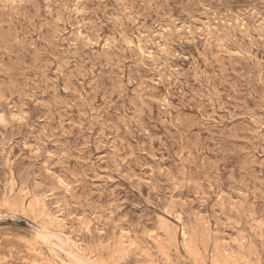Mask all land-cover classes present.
<instances>
[{
    "label": "rangeland",
    "instance_id": "1",
    "mask_svg": "<svg viewBox=\"0 0 264 264\" xmlns=\"http://www.w3.org/2000/svg\"><path fill=\"white\" fill-rule=\"evenodd\" d=\"M1 8L0 264H264V0Z\"/></svg>",
    "mask_w": 264,
    "mask_h": 264
},
{
    "label": "bare ground",
    "instance_id": "2",
    "mask_svg": "<svg viewBox=\"0 0 264 264\" xmlns=\"http://www.w3.org/2000/svg\"><path fill=\"white\" fill-rule=\"evenodd\" d=\"M3 1H5V0H3ZM10 1V0H9ZM13 0H11V2H12ZM32 1V0H31ZM51 1V0H50ZM7 2V1H6ZM19 2V1H18ZM35 4V3H34ZM56 4V3H55ZM66 4V3H65ZM7 5V4H6ZM11 5V4H10ZM17 5V3L14 5V6H16ZM22 5V4H21ZM26 5V4H25ZM48 5V4H47ZM46 5V6H47ZM51 5V4H50ZM34 6V5H33ZM32 6V7H33ZM60 6V5H59ZM35 7V6H34ZM52 7V6H51ZM63 6H61V9H63L62 8ZM149 7V6H148ZM31 8V7H30ZM36 8V7H35ZM49 8V7H48ZM3 8H1L0 10H2ZM149 10V9H148ZM155 10V9H154ZM15 11V10H14ZM41 11V10H40ZM156 11V10H155ZM6 12H7V10H6ZM16 12H18L17 11V9H16ZM20 12V11H19ZM42 12V11H41ZM152 12V11H151ZM11 13H13V12H11ZM24 13V12H23ZM40 13V12H39ZM43 13V12H42ZM44 13H46L45 11H44ZM20 14V13H19ZM12 15V14H11ZM27 15V14H26ZM25 15V16H26ZM45 15V14H44ZM55 15V14H54ZM16 16V15H15ZM28 16V15H27ZM33 16V15H32ZM47 16V15H46ZM49 16V15H48ZM58 16V15H57ZM13 17H14V15H13ZM34 17V16H33ZM3 18V17H2ZM16 18V17H15ZM27 18V17H26ZM29 18V17H28ZM47 18V17H46ZM154 18V17H153ZM42 19V18H41ZM48 19V18H47ZM58 19V18H57ZM3 20V19H2ZM10 20V19H9ZM24 20V19H23ZM28 20V19H27ZM63 20H64V18H63ZM46 21V20H45ZM5 22V21H4ZM12 22H13V20H12ZM59 22V21H58ZM55 23V22H54ZM121 23V22H120ZM6 24V23H5ZM43 24V23H42ZM7 25V24H6ZM40 25V24H39ZM49 25V24H48ZM63 25V24H62ZM124 25V24H123ZM21 26V25H20ZM255 26V25H254ZM44 27V26H43ZM121 27V26H120ZM20 28H22V27H20ZM47 28V27H46ZM64 28V27H63ZM15 30V29H14ZM39 30H41V29H39ZM39 30H38V32H39ZM55 30V29H54ZM233 31V30H232ZM1 32V31H0ZM41 32V31H40ZM31 33V32H30ZM36 33V32H35ZM255 33H256V31H255ZM254 33V34H255ZM41 34V33H40ZM56 34V33H55ZM54 34V35H55ZM225 34V33H224ZM227 34V33H226ZM225 34V35H226ZM246 34H247V32H246ZM249 34V33H248ZM52 35V34H51ZM229 35H230V32H229ZM228 35V36H229ZM238 35V34H237ZM5 36V35H4ZM28 36V35H27ZM227 36V35H226ZM262 36V35H261ZM12 37V36H11ZM29 37V36H28ZM231 37V36H230ZM239 37H241V36H239ZM249 37V36H248ZM52 38V37H51ZM7 39V38H6ZM24 39V38H23ZM37 39V38H36ZM45 39V38H44ZM238 39V38H237ZM255 39V38H254ZM261 39V38H260ZM233 40V39H232ZM235 40V39H234ZM45 41V40H44ZM48 41V40H47ZM210 41V40H209ZM53 42V41H52ZM251 42V41H250ZM253 42V41H252ZM257 42V41H256ZM262 42V41H261ZM244 43V42H243ZM242 43V44H243ZM13 44V43H12ZM17 44V43H16ZM64 44V43H63ZM70 44V43H69ZM232 44V43H231ZM230 44V45H231ZM237 44V43H236ZM257 44V43H256ZM11 45V44H10ZM200 45V44H199ZM250 45V44H249ZM259 45V44H258ZM21 46V45H20ZM24 46V45H23ZM27 46V45H26ZM54 46V45H53ZM202 46H204V45H202ZM252 46H254V44L252 45ZM264 46V45H263ZM12 47V46H11ZM192 47V46H191ZM196 47V46H195ZM213 47V46H212ZM249 47V46H248ZM247 47V48H248ZM261 47H262V45H261ZM22 48V47H21ZM34 48H36L35 46H34ZM197 48V47H196ZM218 48V47H217ZM11 49V48H10ZM25 49V48H24ZM215 49V48H214ZM264 49V48H263ZM36 50V49H35ZM83 50V49H82ZM81 50V51H82ZM91 50V49H90ZM216 50V49H215ZM42 51V50H41ZM88 51H89V49H88ZM218 51V50H217ZM234 51V50H233ZM261 51V50H260ZM15 52H16V50H15ZM18 52V51H17ZM16 52V53H17ZM86 52V51H85ZM224 52V51H223ZM245 52V51H244ZM39 53V52H38ZM88 53V52H87ZM90 53V52H89ZM96 53V52H95ZM101 53V52H100ZM182 53V52H181ZM188 53H189V51H188ZM193 53V52H192ZM205 53V52H204ZM235 53V52H234ZM241 53V52H240ZM262 53V52H261ZM15 54V53H14ZM91 54V53H90ZM191 54V53H190ZM197 54H198V52H197ZM37 55V54H36ZM68 55V54H67ZM193 55V54H192ZM222 55V54H221ZM9 56V55H8ZM22 56V55H21ZM26 56V55H25ZM24 56V57H25ZM96 56V55H95ZM97 56H98V54H97ZM96 56V57H97ZM115 56V55H114ZM113 56V57H114ZM166 56V55H165ZM219 56V55H218ZM238 56V55H237ZM29 57V56H28ZM216 57V56H215ZM224 57V56H223ZM20 58V57H19ZM37 58H38V56H37ZM168 58V57H167ZM210 58V57H209ZM213 58V57H212ZM236 58V57H235ZM39 59V58H38ZM64 59V58H63ZM188 59V58H187ZM192 59H193V57H192ZM202 59H203V57H202ZM211 59V58H210ZM230 59H231V57H230ZM18 60V59H17ZM16 60V61H17ZM40 60V59H39ZM102 60V59H101ZM195 60V59H194ZM201 60V59H200ZM228 60V59H227ZM236 60V59H235ZM19 61V60H18ZM96 61H97V59H96ZM109 61V60H108ZM187 61H189V60H187ZM207 61V60H206ZM21 62H22V60H21ZM243 62V61H242ZM262 62V61H261ZM42 63H43V60H42ZM112 63V62H111ZM195 63V62H194ZM206 62H204V64H205ZM36 64V63H35ZM69 64V63H68ZM234 64H236V63H234ZM98 65V64H97ZM185 65H187V64H185ZM219 65V64H218ZM259 65V64H258ZM11 66V65H10ZM44 66V65H43ZM87 66V65H86ZM114 66V65H113ZM221 66V65H220ZM237 66V65H236ZM6 67V66H5ZM41 68V67H40ZM197 68V67H196ZM263 68V67H262ZM38 69V68H37ZM78 69H80V67L78 68ZM110 69V68H109ZM217 69V68H216ZM232 68H230V70H231ZM45 70V69H44ZM107 70V69H106ZM202 70V69H201ZM221 70V69H220ZM229 70V71H230ZM15 71V70H14ZM86 71V70H85ZM111 71V70H110ZM170 71V70H169ZM221 71H223V70H221ZM164 72V71H163ZM197 72V71H196ZM226 72V71H225ZM224 72V73H225ZM234 72V71H233ZM16 73H17V71H16ZM46 73V72H45ZM167 73V72H166ZM220 73V72H219ZM232 73V72H231ZM24 74V73H23ZM223 74V73H222ZM226 74V73H225ZM230 74V73H229ZM198 75V74H197ZM196 75V76H197ZM228 75V74H227ZM15 76H16V74H15ZM111 76V75H110ZM231 76V75H230ZM234 76V75H233ZM263 76V75H262ZM35 77V76H34ZM193 78H195V77H193ZM262 78V77H261ZM13 79H14V77H13ZM16 79V78H15ZM14 79V80H15ZM104 79V78H103ZM258 79V78H257ZM74 80H75V78H74ZM109 80V79H108ZM107 80V81H108ZM168 80V79H167ZM172 80V79H171ZM261 80V79H260ZM263 80V79H262ZM102 81V80H101ZM129 81V80H128ZM75 82V81H74ZM178 82V81H177ZM256 82V81H255ZM227 83V82H226ZM233 83V82H232ZM260 83V82H259ZM246 84H247V82H246ZM4 85V84H3ZM63 85V84H62ZM99 85V84H98ZM167 85V84H166ZM169 85V84H168ZM231 85V84H230ZM233 85V84H232ZM263 85H264V83H263ZM241 86V85H240ZM249 86V85H248ZM262 86V85H261ZM24 87V86H23ZM176 87V86H175ZM228 87V86H227ZM233 87V86H232ZM161 88V87H160ZM249 88V87H248ZM164 89V88H163ZM233 89H234V87H233ZM247 89V88H246ZM251 89V88H250ZM161 90H162V88H161ZM230 90V89H229ZM237 90V89H236ZM178 91V90H177ZM232 91V90H231ZM241 91V90H240ZM242 91H244V90H242ZM264 91V90H263ZM9 92V91H8ZM174 92V91H173ZM176 92V91H175ZM165 93V92H164ZM170 93V92H169ZM172 93V92H171ZM250 93V92H249ZM255 94H256V92H254ZM107 94V93H106ZM176 94V93H175ZM263 94H264V92H263ZM15 95V94H14ZM99 95V94H98ZM45 96V95H44ZM96 96V95H95ZM162 96V95H161ZM170 96V95H169ZM172 96V95H171ZM210 96V95H209ZM244 96V95H243ZM252 96V95H251ZM251 96H249V98L251 97ZM50 97V96H49ZM126 97V96H125ZM182 97V96H181ZM245 97V96H244ZM247 97V96H246ZM245 97V98H246ZM264 97V96H263ZM61 98V97H60ZM59 98V99H60ZM209 98V97H208ZM212 98V97H211ZM214 98V97H213ZM237 98V97H236ZM17 99H19V98H17ZM127 99V98H126ZM130 99V98H129ZM255 99H257V98H255ZM261 99H263V98H261ZM247 100V99H246ZM264 100V99H263ZM18 101V100H17ZM129 101V100H128ZM187 101V100H186ZM205 101V100H204ZM257 101H258V99H257ZM6 102V101H5ZM23 102V101H22ZM206 102V101H205ZM220 102H222V101H220ZM244 102V101H243ZM264 102V101H263ZM262 102V103H263ZM12 103V102H11ZM163 103V102H162ZM173 103H176V102H173ZM188 103V102H187ZM212 103V102H211ZM191 104V103H190ZM210 104V103H209ZM257 104V103H256ZM171 105V104H170ZM179 105V104H178ZM258 105V104H257ZM54 106V105H53ZM129 106V105H128ZM166 106V105H165ZM9 107V106H8ZM142 107V106H141ZM154 107V106H153ZM189 107V106H188ZM254 107V106H253ZM5 109V108H4ZM130 109V108H129ZM132 109H133V106H132ZM166 109V108H165ZM254 109H256V108H254ZM18 110H19V108H18ZM179 110V109H178ZM177 110V111H178ZM234 110V109H233ZM232 110V111H233ZM257 110V109H256ZM260 110V109H259ZM11 111V110H10ZM57 111V110H56ZM7 112V111H6ZM9 112V111H8ZM126 112V111H125ZM128 112V111H127ZM126 112V113H127ZM169 112V111H168ZM240 112V111H239ZM262 112V111H261ZM181 113V112H180ZM132 114V113H131ZM147 114H149V113H147ZM163 114V113H162ZM9 115V114H8ZM77 115V114H76ZM127 115H128V113H127ZM151 115V114H150ZM172 115V114H171ZM207 115V114H206ZM256 115V114H255ZM145 116V115H144ZM174 116H175V114H174ZM178 116V115H177ZM183 116V115H182ZM191 116V115H190ZM51 117V116H50ZM135 117V116H134ZM185 117V116H184ZM204 117V116H203ZM143 118V117H142ZM161 118V117H160ZM171 118V117H170ZM173 118V117H172ZM13 119V118H12ZM26 119V118H25ZM61 119V118H60ZM131 119V118H130ZM136 119V118H135ZM151 119V118H150ZM162 119V118H161ZM192 119V118H191ZM193 119H194V117H193ZM260 119H261V117H260ZM59 120V119H58ZM133 120V119H132ZM139 120V119H138ZM146 120V119H145ZM195 120V119H194ZM24 121V120H23ZM154 121V120H153ZM157 121V120H156ZM155 121V122H156ZM170 121V120H169ZM184 121H186L185 119H184ZM261 121V120H260ZM3 122V121H2ZM5 122V121H4ZM20 122V121H19ZM176 122H177V120H176ZM187 122V121H186ZM192 122V121H191ZM8 123H9V121H8ZM134 123V122H133ZM0 124H2V123H0ZM6 124V123H5ZM46 124V123H45ZM48 124V123H47ZM263 124V123H262ZM163 125V124H162ZM169 125V124H168ZM198 125V124H197ZM4 126V125H3ZM6 126V125H5ZM22 126V125H21ZM32 126H34V125H32ZM152 126V125H151ZM180 126V125H179ZM202 126V125H201ZM200 126V127H201ZM174 127H176V126H174ZM181 127V126H180ZM179 127V128H180ZM190 127H192V126H190ZM59 128V127H58ZM123 128V127H122ZM130 128V127H129ZM166 128V127H165ZM173 128V127H172ZM177 128V127H176ZM178 128V129H179ZM204 128V127H203ZM167 129V128H166ZM196 129V128H195ZM198 129H199V126H198ZM123 130V129H122ZM187 130H188V128H187ZM189 130H191V129H189ZM163 131V130H162ZM203 131V130H202ZM128 132V131H127ZM164 132V131H163ZM177 132H180V131H177ZM188 132V131H187ZM198 133V132H197ZM34 134V133H33ZM211 135V134H210ZM180 136V135H179ZM187 136V135H186ZM134 137H135V135H134ZM138 138V137H137ZM165 138V137H164ZM180 138H182V137H180ZM184 138V137H183ZM189 138V137H188ZM125 139V138H124ZM192 139V138H191ZM175 140V139H174ZM185 140V139H184ZM144 141V140H143ZM162 141H164V140H162ZM127 142V141H126ZM168 143H170V142H168ZM178 143V142H177ZM191 143V142H190ZM173 144V143H172ZM192 144V143H191ZM177 146V145H176ZM188 156V155H187ZM190 156V155H189ZM72 161V160H71ZM261 164V163H260ZM260 169V168H259ZM258 169V170H259ZM263 171V170H262ZM177 176V175H176ZM175 176V177H176ZM13 181V180H12ZM18 183V182H17ZM24 186V185H23ZM18 187V186H17ZM23 188V187H22ZM13 189V188H12ZM26 189V188H25ZM19 190V189H18ZM19 194V193H18ZM22 194V193H21ZM35 195V194H34ZM20 196V195H19ZM27 196V195H26ZM31 196V195H30ZM22 200V199H21ZM34 200V199H33ZM29 203V202H28ZM30 203H32V202H30ZM26 204V203H25ZM31 205H33V204H31ZM29 206V205H28ZM37 206V205H36ZM39 207V206H38ZM242 207H244V206H242ZM16 208V207H15ZM29 208H30V206H29ZM34 208H35V205H34ZM43 208V207H42ZM46 208V207H45ZM26 209V208H25ZM234 209V208H233ZM244 209V208H243ZM31 210V209H30ZM236 210V209H235ZM33 211V210H32ZM225 212V211H224ZM169 213H171L170 211H169ZM238 213V212H237ZM226 214V213H225ZM241 214V213H240ZM246 214V213H245ZM229 216H230V214H228ZM242 215V214H241ZM40 216V215H39ZM241 217V216H240ZM158 219V218H157ZM156 219V220H157ZM230 219V218H229ZM193 221V220H192ZM205 221V220H204ZM235 221V220H234ZM240 221V220H239ZM158 222V221H157ZM229 222H230V220H229ZM197 223V222H196ZM201 223V222H200ZM204 223V222H203ZM206 223V222H205ZM162 225V224H161ZM196 225V224H195ZM171 227V226H170ZM196 227V226H195ZM199 227V226H198ZM190 228V227H189ZM194 228V227H193ZM191 230H192V228H191ZM193 231V230H192ZM205 232V231H204ZM206 233V232H205ZM187 234V233H186ZM138 235V234H137ZM136 235V236H137ZM131 236V235H130ZM182 236V235H181ZM187 236V235H186ZM142 237H143V235H142ZM184 237V236H183ZM262 237V236H261ZM186 238V237H185ZM184 238V239H185ZM183 239V240H184ZM56 240H57V238H56ZM60 240H61V242L63 243V244H65L66 245V241L64 240V239H62V238H60ZM136 240H138L137 238H136ZM172 240V239H171ZM216 240V239H215ZM262 240H264V239H262ZM58 241V243H59V240H57ZM60 242V243H61ZM178 242V241H177ZM62 244V245H63ZM67 247V246H66ZM56 248V247H55ZM60 250V249H59ZM58 251V250H57ZM61 253V252H60ZM68 255H69V253H67ZM66 255V254H65ZM147 255V254H146ZM73 256V255H72ZM66 258H67V255L65 256ZM147 257H148V255H147ZM73 259V258H72ZM70 260H71V258H70ZM85 262V261H84ZM84 262H82V261H80L79 263H81V264H84Z\"/></svg>",
    "mask_w": 264,
    "mask_h": 264
}]
</instances>
